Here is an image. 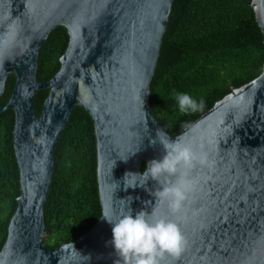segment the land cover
Here are the masks:
<instances>
[{"label": "water", "instance_id": "obj_1", "mask_svg": "<svg viewBox=\"0 0 264 264\" xmlns=\"http://www.w3.org/2000/svg\"><path fill=\"white\" fill-rule=\"evenodd\" d=\"M174 2L0 0V100L11 75L16 81L0 113L15 112L21 183L0 264H121L103 215L126 211L129 198L133 214L156 208L178 221L187 242L162 264H264V68L183 131L169 133L152 112L151 82ZM252 6L264 35V0ZM57 26L67 29L69 43L59 71L39 81V53ZM42 89L49 92L39 116L35 95ZM76 106L94 122L102 216L80 238L49 247L45 203L56 149ZM158 129L173 140L184 135L214 161L193 171L200 183L175 215L152 195L155 181L125 183L126 174L164 155L159 143L150 144Z\"/></svg>", "mask_w": 264, "mask_h": 264}, {"label": "trees", "instance_id": "obj_2", "mask_svg": "<svg viewBox=\"0 0 264 264\" xmlns=\"http://www.w3.org/2000/svg\"><path fill=\"white\" fill-rule=\"evenodd\" d=\"M252 1L175 0L151 82L152 112L169 133L183 131L187 127L182 125L189 126L234 88L262 73L264 35ZM68 43L67 29L57 26L39 53V81H47L59 71ZM15 83L11 75L0 105L10 99ZM48 92L42 89L35 95L39 116ZM174 92L202 99L203 111L180 113ZM14 126L13 109L0 113V251L21 194ZM97 166L93 119L76 106L56 149L52 186L45 203V241L49 247L80 238L102 216Z\"/></svg>", "mask_w": 264, "mask_h": 264}, {"label": "clouds", "instance_id": "obj_3", "mask_svg": "<svg viewBox=\"0 0 264 264\" xmlns=\"http://www.w3.org/2000/svg\"><path fill=\"white\" fill-rule=\"evenodd\" d=\"M173 97L182 114L204 109V101L188 93L174 92ZM182 127H188L187 123ZM157 143L162 146L164 155L150 160L141 173L126 174L125 183L127 187L136 188L146 187L149 181H155L158 187L152 195L156 201L166 203L175 215L200 183V179L193 176V171L211 168L214 161L206 151H198L186 142L184 135L173 140L163 129H158L156 137L150 140L153 146ZM130 202L129 198L127 210L118 215H103L112 226L110 244L121 264H162L165 255H176L183 249L187 241L177 220L160 215L156 208L151 212L140 210L133 214Z\"/></svg>", "mask_w": 264, "mask_h": 264}]
</instances>
